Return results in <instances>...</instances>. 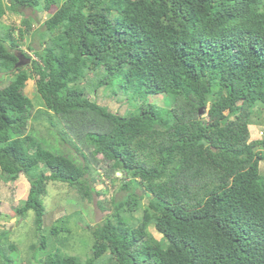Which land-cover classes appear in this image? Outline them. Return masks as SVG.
I'll list each match as a JSON object with an SVG mask.
<instances>
[{
	"label": "trees",
	"instance_id": "16d2710c",
	"mask_svg": "<svg viewBox=\"0 0 264 264\" xmlns=\"http://www.w3.org/2000/svg\"><path fill=\"white\" fill-rule=\"evenodd\" d=\"M27 9L47 15L38 30ZM7 12L21 16L20 40H38L34 60L13 27L0 33V76L10 77L0 173L29 184L15 212L34 214V264H264V138L249 129L264 112V0H0V19ZM19 53L29 65L15 67ZM101 88L131 111L97 104L89 93ZM41 119L82 163L38 141ZM100 177L124 195L97 202L109 213L82 226L92 237L82 259L67 251L77 213L55 220L49 239L43 198L59 182L92 201L106 192ZM8 236L0 264H18Z\"/></svg>",
	"mask_w": 264,
	"mask_h": 264
},
{
	"label": "rangeland",
	"instance_id": "374dc122",
	"mask_svg": "<svg viewBox=\"0 0 264 264\" xmlns=\"http://www.w3.org/2000/svg\"><path fill=\"white\" fill-rule=\"evenodd\" d=\"M23 14L33 21L34 30L41 28L44 20L47 18L46 14L34 13L29 9L25 10ZM3 26L13 27V36L18 41L20 49L30 59L37 60L34 55V50L38 46L36 33L34 32L33 35L26 34L22 40L19 39L18 29H24L21 23V16L19 14H10L7 12L6 15L0 19V33L3 31ZM28 44L31 47L30 50L27 48ZM9 78L10 77L0 76V87L5 86ZM24 92L28 97L33 99L36 108L42 107V103L35 93L33 79H29L26 82ZM89 97L95 100L97 104L106 106L112 113L124 115L131 111V108L125 104V97L123 95L112 96L108 89L101 88L95 92L90 91ZM151 101L160 105L162 104V97L158 95L151 98ZM255 120L256 124L250 126V137L251 139L264 138V112L261 110L256 111ZM31 126L33 128V135L44 147L68 155L77 164L82 163L81 157L68 146L61 144L54 134V131L47 128L49 125L44 119L31 123ZM260 166L262 169L263 163L260 164ZM46 174H48V172ZM116 176L119 177L120 174L117 173ZM100 178H102L103 184L97 181L94 183V186L97 190L106 192L98 196L94 195L92 201L88 202L81 200L73 189L59 182H48L46 195L43 198L45 213L41 232L49 239L52 238L49 229L55 220L74 212L77 213V215L73 216L71 219L73 239L70 242L73 244H71V247L69 246L67 251L71 254L80 256L82 259L89 256V247H91L92 244V237L83 230L82 226H84L85 222L90 225L98 224L109 213V210L100 211L97 202L103 200L108 202L111 199L119 200L124 195L123 192L119 191L118 184H112L107 179L103 177ZM28 189L29 184L23 175H19L14 181H7L0 173V232H8L9 241L16 244L18 247V264H34V261L31 259V251L29 248V245L35 242L33 225L34 214L32 211H28L26 217L22 218L15 212L16 208L21 205V202L26 199ZM139 214H141V209L136 216H139ZM81 218L84 219L82 223L80 221ZM149 230L156 239L160 238V235L152 226L149 227ZM53 245L54 247L58 246L55 242Z\"/></svg>",
	"mask_w": 264,
	"mask_h": 264
},
{
	"label": "water",
	"instance_id": "95a60500",
	"mask_svg": "<svg viewBox=\"0 0 264 264\" xmlns=\"http://www.w3.org/2000/svg\"><path fill=\"white\" fill-rule=\"evenodd\" d=\"M17 59H18V62L16 63L15 67H21L30 62V59H24V57L20 53L17 55Z\"/></svg>",
	"mask_w": 264,
	"mask_h": 264
},
{
	"label": "clouds",
	"instance_id": "9594fccd",
	"mask_svg": "<svg viewBox=\"0 0 264 264\" xmlns=\"http://www.w3.org/2000/svg\"><path fill=\"white\" fill-rule=\"evenodd\" d=\"M251 126V125H250ZM250 126H249V129H250Z\"/></svg>",
	"mask_w": 264,
	"mask_h": 264
}]
</instances>
